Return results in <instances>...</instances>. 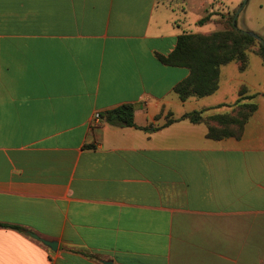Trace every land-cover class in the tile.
<instances>
[{
	"label": "crops",
	"instance_id": "crops-1",
	"mask_svg": "<svg viewBox=\"0 0 264 264\" xmlns=\"http://www.w3.org/2000/svg\"><path fill=\"white\" fill-rule=\"evenodd\" d=\"M173 1L0 0V264H259L264 61L240 137L181 120L238 99L184 109ZM122 105L135 127L105 122Z\"/></svg>",
	"mask_w": 264,
	"mask_h": 264
},
{
	"label": "trees",
	"instance_id": "trees-1",
	"mask_svg": "<svg viewBox=\"0 0 264 264\" xmlns=\"http://www.w3.org/2000/svg\"><path fill=\"white\" fill-rule=\"evenodd\" d=\"M210 20L204 18L199 24ZM233 17L227 16L224 30L206 34H183L177 38L176 47L167 57L158 56L159 61L168 67L189 70V76L179 83L174 92L185 103L190 98H205L215 94L219 89L220 71L223 66L232 62L239 64L240 71L249 65L248 53H255L264 61V48L255 39L237 30ZM248 90L243 87L235 109L230 115L204 118L203 112L185 114L181 120L191 123H204L209 128L208 137L220 140L229 136L240 137L250 117L257 110L253 102L254 96L246 95ZM107 124L114 127H135L134 106L122 105L104 115ZM177 122L168 116L166 125ZM0 227L20 229L16 226L0 225Z\"/></svg>",
	"mask_w": 264,
	"mask_h": 264
},
{
	"label": "rangeland",
	"instance_id": "rangeland-1",
	"mask_svg": "<svg viewBox=\"0 0 264 264\" xmlns=\"http://www.w3.org/2000/svg\"><path fill=\"white\" fill-rule=\"evenodd\" d=\"M202 0H174L177 7L176 22L181 27L183 33L206 34L224 30L225 15L237 16V28L240 31H250L264 39V0H204L205 9L200 10L199 4ZM215 19V22L208 21L204 24H197L198 18ZM249 70L239 71L235 62H232L224 68L222 73L221 88L216 94L204 99L190 98L184 106L185 110L192 108L201 109L206 106L205 103L217 102L227 99L229 104H234L238 99L237 90L243 84L246 77L253 78L257 68L261 69V59L254 53H248ZM221 73V71H220ZM174 110L177 107L174 105ZM175 114V113H174ZM259 264H264V250L260 251Z\"/></svg>",
	"mask_w": 264,
	"mask_h": 264
},
{
	"label": "water",
	"instance_id": "water-1",
	"mask_svg": "<svg viewBox=\"0 0 264 264\" xmlns=\"http://www.w3.org/2000/svg\"><path fill=\"white\" fill-rule=\"evenodd\" d=\"M247 2V0H245L244 4ZM237 16L236 15L234 18H233V21H232V24L233 26L239 30L237 28V24H236V20H237ZM240 31V30H239ZM243 34L249 36V37H252L253 39H255L259 44H261L264 48V39H262L260 36L256 35L255 33L253 32H250V31H241ZM29 235L34 238L35 240H38L40 241L41 243H43L46 247H48L51 251L53 252H56L57 251V248H58V243L57 242H54V241H47V240H43L41 239L40 237H38L36 234H33V233H29ZM104 264H111V263H108V262H104Z\"/></svg>",
	"mask_w": 264,
	"mask_h": 264
},
{
	"label": "built area",
	"instance_id": "built-area-1",
	"mask_svg": "<svg viewBox=\"0 0 264 264\" xmlns=\"http://www.w3.org/2000/svg\"><path fill=\"white\" fill-rule=\"evenodd\" d=\"M95 120H96V121H99V120H100V115H99V114H96V115H95Z\"/></svg>",
	"mask_w": 264,
	"mask_h": 264
}]
</instances>
